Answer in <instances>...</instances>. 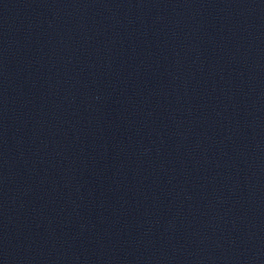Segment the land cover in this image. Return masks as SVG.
<instances>
[{
    "label": "water",
    "instance_id": "water-1",
    "mask_svg": "<svg viewBox=\"0 0 264 264\" xmlns=\"http://www.w3.org/2000/svg\"><path fill=\"white\" fill-rule=\"evenodd\" d=\"M0 264H264V0H0Z\"/></svg>",
    "mask_w": 264,
    "mask_h": 264
}]
</instances>
